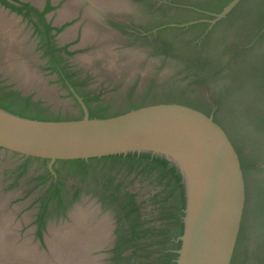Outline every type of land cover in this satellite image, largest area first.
<instances>
[{"label":"flooded vegetation","instance_id":"flooded-vegetation-1","mask_svg":"<svg viewBox=\"0 0 264 264\" xmlns=\"http://www.w3.org/2000/svg\"><path fill=\"white\" fill-rule=\"evenodd\" d=\"M223 1L108 0L109 4L103 2L105 6L101 7L96 0H41L39 2L5 0V3L0 0V11H2L0 12V15L2 14L0 16V38L2 37L0 51L5 53L0 52V65L6 57L17 55L18 58L15 56V60L18 63L20 60L25 62V66L31 71V62L29 61H31L32 43L33 55L36 54L38 60L40 56L45 59L44 73L57 77L50 81L57 84L58 88L69 91L72 97L74 95L71 90L75 91V88L64 76V81H62L60 73L69 71L70 74L77 73L73 77L74 79H87L88 76H80L79 70L74 68V57L78 58L79 54L84 53V56L94 58V54L90 50L85 51V49L96 43L94 40L98 39V35L100 36L99 29L107 30L106 37L115 35L114 37H119L124 42L129 40L133 42L146 41L149 48L155 53L189 56L196 49L200 52L203 48H209L211 42L215 44L218 38L216 31L220 26L230 25L229 22L232 23L237 17H242L247 7L259 2V0H240L225 17L212 22L215 18L214 15L218 14L213 9L220 7ZM42 18L45 25L50 28L47 33H45L46 26L42 22ZM5 23H12V26ZM96 23H98V26L95 25L98 34H94V37L91 36L90 39H93L91 43L85 44L87 28ZM4 26L6 27L3 28ZM23 27L29 29L28 36H20L21 32H24ZM13 31L15 33L11 34ZM67 31L70 32L69 37L64 34ZM189 32L194 34L189 37L190 39L185 38V34ZM11 35H16V39ZM177 38H180L181 43ZM8 39H12V42ZM16 41L21 42H18L17 45ZM186 41H189L191 45H187ZM20 45L24 48L19 47ZM185 47H191L192 51L189 54H184L185 52L182 50ZM12 52L16 53L13 55ZM205 54H209L208 49ZM92 57L90 60L93 61ZM1 73L0 80L3 85L20 91L24 96H31L30 91L27 93L24 91L26 87L11 86L7 82L8 78L5 81L6 77ZM87 82L86 89L93 91L95 89L93 84L89 80ZM97 92L93 91L92 93V96L99 97V101L94 104L107 103L99 95L100 91ZM33 100L38 101L34 97ZM200 100L209 109V116L213 117L218 112L221 114V119L225 120L228 117L224 112L221 113L218 103L220 99L218 100L216 96L202 95ZM45 106L47 105L45 104ZM224 126L222 124V129L236 150ZM236 152L240 157L237 150ZM25 160L27 158H23V161ZM52 166L54 173L49 172L48 186L45 192L51 183L57 184L59 180V176L55 172L58 162L53 163ZM143 167L140 166L129 171L126 167L121 169V166H118L115 172L109 176L95 174V169H93L91 175H88L86 179L81 173L77 175L67 173L60 167L62 169L60 176L63 178L61 181L67 186L63 191H69V193L64 196L60 211L46 212L42 217L40 216L42 202L38 201L31 222L33 233L39 240L45 241V232L50 234V230H58L57 225H63L61 228L63 230L77 231L75 239L80 244L79 246L84 248V252L78 254L81 256H77L78 264H171L172 260L167 254L175 251L174 244L178 242L179 238L175 237L179 228L177 195L175 193L169 196L172 188L166 186L168 179L160 180L158 171L142 172ZM50 200L52 199L49 198ZM47 205L48 211L58 208L57 200L54 199ZM134 208L137 210L133 213ZM40 218L44 222L42 229L38 223ZM87 218L88 220H86ZM39 231H41V236L38 235ZM133 231L139 235H133Z\"/></svg>","mask_w":264,"mask_h":264},{"label":"rangeland","instance_id":"rangeland-1","mask_svg":"<svg viewBox=\"0 0 264 264\" xmlns=\"http://www.w3.org/2000/svg\"><path fill=\"white\" fill-rule=\"evenodd\" d=\"M97 3L101 7L105 6L102 0ZM229 24L220 26L216 31L217 42L209 51L214 65L204 69L194 66L188 56L155 53L146 41L124 42L113 35L106 37V31L102 28L99 31L100 36L94 40L96 43L85 49L96 53L93 55L96 58H92V61L81 53L78 58L74 57L73 66L79 70L80 76H88L86 78L93 84L95 93L100 91L99 95L105 102H112L115 107L126 109L131 102L136 104L143 101H163L166 98L179 100L184 97L185 102H190L187 97L198 100L197 97L202 95H214L223 101L225 106L219 104L221 113L228 116V124L225 123L224 127L243 159L247 180L246 201L233 264H264V125L258 124V116L256 117L257 114L264 115V107L262 105V109L259 108V85L254 83L253 79L256 77L250 71L252 56L248 51L240 52L241 47L246 45L248 48L253 43L242 33L244 18L237 17ZM89 28L95 31L93 24ZM23 29L20 36H28L29 29ZM192 34L194 33H186L185 38ZM90 38L85 44L93 41ZM177 40L181 43L180 38ZM186 44L191 45L189 41ZM32 47L31 43V58H34L31 59V73L34 74L35 71V76L28 72L30 70L25 62L24 65L21 60V64L14 63L16 55L15 58L6 57L3 60L5 62H1L4 67L1 68L0 65V72L6 77L5 81L8 78L7 82L11 86H26V93L30 91L31 96L55 112L79 116L81 105L77 99L71 97L69 91L58 88L57 84L50 81L57 77L44 73L45 59L40 56L38 60V56L32 53ZM182 51L189 54L192 50L191 47H185ZM15 53L12 52L13 55ZM42 76L46 82L42 81ZM226 95L231 98V103ZM226 106H230L229 111ZM9 154L6 151L0 157V264H64L56 259L49 245V241L55 238L52 232L62 231L63 225H57L58 230H50V234L45 232V241L37 238L31 225L38 200L48 186L51 164L36 158L29 161L23 169L26 160ZM60 167L58 163V168ZM117 168L109 163L94 164L95 174L100 175H112ZM74 261L78 264L77 259Z\"/></svg>","mask_w":264,"mask_h":264},{"label":"water","instance_id":"water-1","mask_svg":"<svg viewBox=\"0 0 264 264\" xmlns=\"http://www.w3.org/2000/svg\"><path fill=\"white\" fill-rule=\"evenodd\" d=\"M240 0L218 14L227 15ZM80 120H38L0 106V155L89 160L117 155H149L175 169L184 196V231L176 264H231L246 201L239 156L212 116L175 104H155L109 118H90L83 99Z\"/></svg>","mask_w":264,"mask_h":264},{"label":"trees","instance_id":"trees-1","mask_svg":"<svg viewBox=\"0 0 264 264\" xmlns=\"http://www.w3.org/2000/svg\"><path fill=\"white\" fill-rule=\"evenodd\" d=\"M232 0H224L220 7H217L213 9L217 13H220L222 8L229 4ZM246 1V0H244ZM2 2L5 3V0H2ZM7 5H10L9 3H6ZM20 12V11H19ZM43 17V16H42ZM242 17L244 18V24H242V33L245 34V38L249 39L252 43L251 47L246 48L245 46L241 47L240 52H249L252 56L251 60V70L255 74L254 83L256 82L259 86L257 89V94L260 95V102L261 106L259 107L260 110L262 109V105L264 107V0H259V2H255L247 9L245 10L244 14H242ZM42 22L44 23V19L42 18ZM45 25V23H44ZM46 26V32L47 33L50 28L49 26ZM209 48H203L202 51H194L192 55H189L188 57L191 58V61L193 62V65L196 67H199L201 69H204V67H210L214 65V60H212V55L209 56V54H205V51L208 49L210 51L214 43L211 42L209 44ZM257 49V50H256ZM256 50V51H254ZM254 51V54H253ZM253 56L255 58V61H253ZM77 73L70 74L69 71H62L60 73V79L64 81L63 76L67 81L75 88V92L83 99L85 105L88 108L89 117L90 118H109L114 117L117 115L124 114L128 111L138 109L141 107L149 106V105H155V104H168V103H175V104H181L190 108H193L195 110H198L202 112L203 114L209 116L210 112L209 109L204 106L200 100V97H197L198 100H195L192 97H187V101L185 102L184 97L182 99H169L166 98L163 101L160 100H153L150 102H139L134 104L133 102L130 103L128 108L124 107H115L112 102H107L103 104H97L94 103L99 101V97L97 95L92 96V92L88 91L86 89L87 79L81 80L80 78H73L76 76ZM253 83V85H254ZM195 93V92H194ZM197 94V93H195ZM228 96L226 95V98ZM228 102L231 103V98L228 97ZM258 100V101H259ZM221 106L223 105V101L220 100L218 102ZM0 106L4 109L26 117L30 119H38V120H80L84 117V112L81 108V114L79 116H69L64 115L60 112H55L51 110L49 106H45L44 103L40 100L35 101L33 100V96H24L20 91L13 90L10 86H5L2 84V81L0 80ZM225 106V105H223ZM227 107V106H226ZM230 107V106H229ZM229 107H227V111H229ZM264 111V109L262 110ZM220 113H215L213 116L214 122L222 128L226 124H228V119L226 118L225 121L220 118ZM258 116V124L264 125V115L257 114ZM231 121V120H229ZM224 130V129H222ZM225 132V131H224ZM34 158H27L26 162L23 164L22 168L25 169L27 166V163L31 161ZM241 168L243 170L245 183L246 180V174L245 169L246 166L243 163V159L239 157ZM47 161V160H45ZM61 164V167L67 172V173H73V174H80L86 179L88 175H91V171L94 169L95 163H105V164H111L112 167H118L121 166V169L134 170L137 169L140 166H144L142 169V172H151V171H158L160 173V180L168 179L166 186H171V192L170 195H173L176 193L178 207L177 211L179 212L177 219H178V230L175 234V237H180L183 234L184 231V223L182 221V216L184 215V209H185V196L182 184L180 183V177L176 173L175 169L170 167L168 163L164 160H161L159 158H154L149 155H117V156H108V157H102V158H92L89 160H68V161H57ZM62 169L57 168L55 170L56 174L59 176L58 183H51L50 187L47 189V191L39 198L38 201L42 202L41 205V213L40 216L46 212H58L60 211L62 207V201L64 199V196H66L69 191L64 192V187H67L63 180V178L60 176V171ZM247 189V185H246ZM132 197V195H130ZM49 198L52 200L49 201ZM54 200H57L58 208H54L53 210L48 211V203L53 202ZM132 204L134 205V202L132 201ZM136 208L132 210V212H136ZM40 229L44 227V222L40 218ZM241 231V229H240ZM133 235H139L133 231ZM38 235L41 236V231L38 232ZM240 235V232H239ZM237 245V244H236ZM181 247V241H178L176 244H174V252L168 253L169 259L172 260L171 264H176V259L178 258V253L176 252ZM236 250V247H235ZM234 255L231 261V264H233L234 261Z\"/></svg>","mask_w":264,"mask_h":264},{"label":"bare ground","instance_id":"bare-ground-1","mask_svg":"<svg viewBox=\"0 0 264 264\" xmlns=\"http://www.w3.org/2000/svg\"><path fill=\"white\" fill-rule=\"evenodd\" d=\"M97 1H99V0H96V2ZM104 3H108V0H102ZM113 1V0H112ZM100 4H101V2H99ZM72 4V3H71ZM103 4V3H102ZM109 4V3H108ZM107 4V5H108ZM112 4H113V2H112ZM106 5V6H107ZM111 5V4H110ZM112 7H114L113 5H112ZM110 8H111V6H110ZM115 9H116V7H114ZM108 10V9H107ZM114 10V9H113ZM116 11V10H115ZM0 12H2V11H0ZM117 13V12H116ZM2 15V14H1ZM0 15V16H1ZM7 18H8V16H7ZM6 19V18H5ZM9 19H11V18H9ZM16 19V18H15ZM12 21V20H11ZM15 21V20H14ZM17 21V20H16ZM96 21V20H95ZM94 21V22H95ZM13 22V21H12ZM3 23V22H2ZM15 23V22H14ZM13 23V24H14ZM99 23V22H98ZM98 23H96V24H93V26L95 27V25H97ZM5 24H8V25H11L12 23H5ZM17 24H18V22H17ZM4 25V24H3ZM101 25V24H100ZM12 26V25H11ZM10 26V27H11ZM98 26V25H97ZM6 26H4L3 28H5ZM17 27H18V25H17ZM20 27V26H19ZM12 28V27H11ZM2 29V28H1ZM7 30H8V27L6 28ZM13 29V28H12ZM11 29V30H12ZM100 30V29H99ZM96 31H98V30H96V28H95V31H91L90 30V28H87V31H86V39L88 40V38H90L91 36H93V34H97V32ZM107 31V30H106ZM13 33V32H12ZM19 33V32H18ZM104 33V32H103ZM112 33V32H111ZM14 34V33H13ZM65 34V33H64ZM101 34H102V32H101ZM113 34V33H112ZM116 35H118V34H116ZM2 36V35H1ZM9 36V35H8ZM12 36H14V35H12ZM19 36V35H18ZM65 36H67V35H65ZM115 36V35H114ZM16 35L14 36V38L16 39ZM20 37V36H19ZM22 37V36H21ZM20 37V38H21ZM94 37V36H93ZM2 38V37H1ZM0 38V39H1ZM10 38H12V37H10ZM63 38H64V35H63ZM119 38V37H118ZM13 39V38H12ZM11 39V40H12ZM18 39V38H17ZM24 39V38H23ZM85 39V40H86ZM102 39V38H101ZM106 39H108V38H106ZM121 39V38H120ZM11 40H9L8 39V41H11ZM6 41V40H5ZM14 41V40H13ZM21 41H24V40H21ZM21 41H16V43H17V45H18V42H21ZM12 42V41H11ZM1 43H2V41H1ZM4 43H6V42H4ZM9 43V42H8ZM15 43V42H14ZM16 43H15V45H16ZM20 44V43H19ZM1 45H3V44H1ZM9 45V44H8ZM22 45H23V43H22ZM33 45V44H32ZM5 47H7V46H5ZM19 47H21V45L19 46ZM21 48H24V47H21ZM111 48V47H110ZM6 49V48H5ZM1 50V49H0ZM109 50V49H108ZM5 51V50H4ZM103 51H104V49H103ZM1 52V51H0ZM1 53H4V52H1ZM102 53V52H101ZM104 53H105V51H104ZM5 54V53H4ZM96 53H94V55H95ZM24 55H26V54H24ZM105 55H107V54H105ZM16 56V55H15ZM14 56V57H15ZM21 56V55H20ZM27 56V55H26ZM26 56H24L25 58H26ZM33 56V55H32ZM110 56V55H109ZM6 57V56H5ZM27 57H29V56H27ZM90 57H92V56H90ZM89 57V58H90ZM93 58V57H92ZM94 58H96V57H94ZM24 59V58H23ZM27 59V58H26ZM32 60L34 59V58H31ZM110 59V58H109ZM113 59V58H112ZM3 61V60H2ZM1 61V62H2ZM22 61V60H21ZM105 61V60H104ZM107 61V60H106ZM3 62H5V61H3ZM14 62L15 63H18L16 60H14ZM23 62V61H22ZM29 62H31V61H29ZM103 62V61H102ZM32 63V62H31ZM105 63V62H104ZM106 63H108V62H106ZM21 64V63H20ZM4 65V64H3ZM3 65H1V68L2 67H4ZM17 65V64H16ZM23 65H24V62H23ZM22 65V66H23ZM9 65H7V67H8ZM15 66V65H14ZM13 66V67H14ZM21 66V65H20ZM34 66V65H33ZM6 67V68H7ZM35 67H38L37 65L35 66ZM5 68V69H6ZM25 68V67H24ZM37 69H39V68H37ZM36 69V70H37ZM12 70V69H11ZM29 70H30V68H29ZM13 71H15V70H13ZM31 71H32V69H31ZM16 72V71H15ZM26 71L24 70V73H25ZM37 72H38V70H37ZM37 72H36V74H37ZM8 73V72H7ZM14 73V72H13ZM13 73H11V74H13ZM23 73V74H24ZM27 73V72H26ZM41 73V72H40ZM18 74V73H17ZM29 74V73H28ZM32 74V73H31ZM24 75H26V74H24ZM30 75V74H29ZM32 75H34L35 76V71H34V74H32ZM31 75V76H32ZM41 75V74H40ZM43 75V74H42ZM19 76V75H18ZM24 77V76H23ZM23 77H21V79L23 78ZM27 77V76H26ZM40 77V76H39ZM41 78V77H40ZM43 78H44V76H42V81H45V80H43ZM18 79H20V78H18ZM17 79V80H18ZM24 79V78H23ZM15 80H16V78H15ZM26 80V79H25ZM23 81V80H22ZM26 82V81H25ZM24 82V83H25ZM30 82V81H29ZM46 82V81H45ZM30 84V83H29ZM22 85H23V83H22ZM23 86H25V85H23ZM22 86V87H23ZM26 87V86H25ZM6 153V151H4V152H2L1 153V155H0V157H2V156H4V154ZM9 156H10V154H9ZM10 159V158H9ZM8 159V160H9ZM6 160V159H5ZM11 161V160H10ZM5 162V161H4ZM6 163V162H5ZM5 163H4V165H5ZM9 163V162H8ZM2 165V164H1ZM3 165V166H4ZM8 166V165H7ZM5 168H6V166H4ZM1 171V170H0ZM1 175V174H0ZM0 178H1V176H0ZM3 179V178H2ZM15 194V193H14ZM9 195V194H8ZM12 195V194H11ZM5 198V197H4ZM8 205V204H7ZM91 213V212H90ZM76 215H77V213H75ZM88 215H89V213H88ZM73 216H74V214H73ZM85 216V215H84ZM29 217V216H28ZM82 218H83V216H81ZM74 218H77V217H74ZM73 218V219H74ZM80 218V217H79ZM78 218V222H79V219ZM84 219V218H83ZM82 220V219H81ZM85 220V219H84ZM83 220V221H84ZM86 220H88V218L86 219ZM90 220V219H89ZM29 221H30V219H29ZM82 222V221H81ZM88 222V221H87ZM86 223V222H85ZM84 224V222L82 223V225ZM74 226V225H73ZM80 228V227H79ZM90 228H92V227H90ZM81 229V228H80ZM95 230V229H94ZM97 231V230H96ZM81 232V231H80ZM94 232V231H93ZM53 233V235L55 234V238H54V240H50L49 241V245H50V249L54 252V254H55V257H56V259L58 258L59 260H60V262H62V263H64V264H68V263H71V264H75L76 262L74 261V260H76L77 259V256H81V255H78V254H80L82 251H83V247L81 248L79 245L80 244H78V241H77V239H75V234H76V232L75 231H73V230H67V229H65V230H62V231H57V232H52ZM98 234H99V232H98ZM93 235V234H92ZM100 235V234H99ZM102 235V234H101ZM77 237V236H76ZM92 237V236H91ZM102 238V237H101ZM100 238V239H101ZM79 239V238H78ZM95 239V238H94ZM99 239V238H98ZM99 239V240H100ZM87 240H89V239H87ZM59 241H60V243H59ZM100 242V241H99ZM85 243V242H84ZM100 245V244H99ZM82 249V250H81ZM63 251V252H62ZM84 252V251H83ZM86 254V253H85ZM83 256V255H82ZM91 262V261H90ZM85 263V262H84ZM89 263V262H88ZM93 263V262H92ZM97 264V263H96Z\"/></svg>","mask_w":264,"mask_h":264},{"label":"crops","instance_id":"crops-1","mask_svg":"<svg viewBox=\"0 0 264 264\" xmlns=\"http://www.w3.org/2000/svg\"><path fill=\"white\" fill-rule=\"evenodd\" d=\"M65 35H67L66 37H69L70 36V32L69 31H67L66 33H65ZM29 73H31V71H28ZM30 76V75H29Z\"/></svg>","mask_w":264,"mask_h":264}]
</instances>
